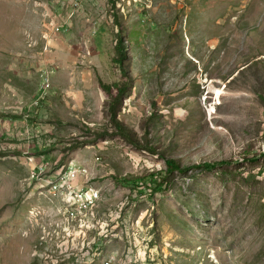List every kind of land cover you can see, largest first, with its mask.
I'll use <instances>...</instances> for the list:
<instances>
[{
  "label": "rangeland",
  "instance_id": "rangeland-1",
  "mask_svg": "<svg viewBox=\"0 0 264 264\" xmlns=\"http://www.w3.org/2000/svg\"><path fill=\"white\" fill-rule=\"evenodd\" d=\"M54 14L53 92L37 52ZM124 80L113 117L99 81ZM71 161L102 234L64 229L29 181ZM106 260L264 264V0H0V264Z\"/></svg>",
  "mask_w": 264,
  "mask_h": 264
},
{
  "label": "built area",
  "instance_id": "built-area-1",
  "mask_svg": "<svg viewBox=\"0 0 264 264\" xmlns=\"http://www.w3.org/2000/svg\"><path fill=\"white\" fill-rule=\"evenodd\" d=\"M59 25L54 29L59 30ZM41 89L49 86V79L43 77ZM78 164L69 162L60 166L35 165L29 174V181L42 191L51 194L59 202V212L63 228L77 229L74 233L86 236L89 231L99 227L104 231L105 224L97 216L96 206L100 200V193L97 188L74 182L73 172L80 169ZM74 169V170H72ZM82 171H85L82 169ZM106 260L105 264H109Z\"/></svg>",
  "mask_w": 264,
  "mask_h": 264
},
{
  "label": "trees",
  "instance_id": "trees-1",
  "mask_svg": "<svg viewBox=\"0 0 264 264\" xmlns=\"http://www.w3.org/2000/svg\"><path fill=\"white\" fill-rule=\"evenodd\" d=\"M112 6L114 7V4L112 3ZM115 17V23L116 26L118 27L117 37L114 45V50L116 53V56L114 59L116 60L119 65H122L123 59H124V52H125V46H124V37L122 34L123 30V25L124 23L120 19L119 15L113 14ZM122 67V66H121ZM99 85L101 88H103L110 96V101H109V112L111 116H115L116 113V107L122 99L128 96L129 92L131 91L130 89V83L128 80H124L123 82H114L113 84H106L101 81H99ZM118 129H121V125L117 123ZM169 169L172 171L176 168H179V164L175 160L169 159ZM210 162L205 161L204 164L208 165ZM123 177H120L122 179ZM125 180V179H124Z\"/></svg>",
  "mask_w": 264,
  "mask_h": 264
},
{
  "label": "crops",
  "instance_id": "crops-1",
  "mask_svg": "<svg viewBox=\"0 0 264 264\" xmlns=\"http://www.w3.org/2000/svg\"><path fill=\"white\" fill-rule=\"evenodd\" d=\"M52 21L49 23H45L46 31L43 34L44 38V46L42 51H38V57H40V63L42 64V67L44 66V75L49 79V86L45 89V91H48L53 89V92L55 89V30L54 26L56 23V16L51 15ZM66 48V47H65ZM56 57L57 60L65 59L64 56V50H58L56 51ZM61 56V57H60Z\"/></svg>",
  "mask_w": 264,
  "mask_h": 264
}]
</instances>
